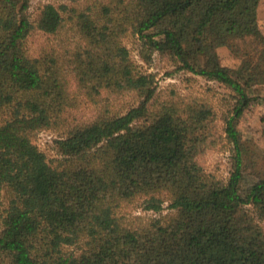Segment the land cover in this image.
Masks as SVG:
<instances>
[{"label": "trees", "instance_id": "trees-1", "mask_svg": "<svg viewBox=\"0 0 264 264\" xmlns=\"http://www.w3.org/2000/svg\"><path fill=\"white\" fill-rule=\"evenodd\" d=\"M262 1L0 0V264H264V174L241 187L258 153L238 129L264 86ZM155 56L223 92L160 97Z\"/></svg>", "mask_w": 264, "mask_h": 264}, {"label": "rangeland", "instance_id": "rangeland-1", "mask_svg": "<svg viewBox=\"0 0 264 264\" xmlns=\"http://www.w3.org/2000/svg\"><path fill=\"white\" fill-rule=\"evenodd\" d=\"M47 1H54L56 3L69 2L71 0H32L31 12L34 15L36 9L40 3ZM253 28L255 33L260 38L264 39V0L259 6L258 19L253 23ZM37 39H40L38 37ZM132 37H127L125 42L132 50L134 58L141 62L137 55L136 45L133 43ZM34 48L37 47L38 43H34ZM222 58L225 63H232V56L228 53L227 50H222ZM149 71H153L157 74V78L160 85V97H169L173 93L181 94H205L211 98H216L217 94L214 90L222 93L223 88L218 87L217 84L212 82H207L200 76L191 75L190 73L185 72H175L173 74H167L173 69L172 64L165 60L163 57L155 56L154 61L151 66L146 67ZM190 75L192 77L190 80H187L185 77ZM260 94V99L257 100L252 106L245 111L242 118L238 121V129L240 136L243 140L251 144L252 148L256 149L258 157H256L255 166L248 164L245 165V170L243 173V178L241 180V187L247 189L252 182L258 179L256 173L257 170H260L264 174V86H261L258 89ZM92 110L91 107H84L83 110ZM56 133L50 130L41 131L37 142L40 148L47 154L50 159L58 157L54 149V138ZM229 153L223 151H214L210 150L206 154L200 156V160L205 165L206 168L211 171H217L219 175H227L230 168ZM256 168V169H255ZM138 209L134 205H129L123 209V214L126 216H132L138 213ZM168 210H165L164 213H167ZM143 213V212H142Z\"/></svg>", "mask_w": 264, "mask_h": 264}, {"label": "crops", "instance_id": "crops-1", "mask_svg": "<svg viewBox=\"0 0 264 264\" xmlns=\"http://www.w3.org/2000/svg\"><path fill=\"white\" fill-rule=\"evenodd\" d=\"M261 4V3H260Z\"/></svg>", "mask_w": 264, "mask_h": 264}]
</instances>
